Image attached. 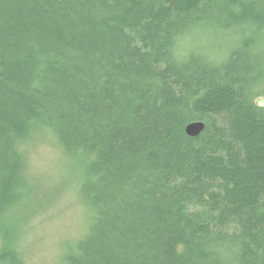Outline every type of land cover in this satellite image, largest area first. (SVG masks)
Wrapping results in <instances>:
<instances>
[{
    "label": "trees",
    "instance_id": "trees-1",
    "mask_svg": "<svg viewBox=\"0 0 264 264\" xmlns=\"http://www.w3.org/2000/svg\"><path fill=\"white\" fill-rule=\"evenodd\" d=\"M206 24L252 34L182 55ZM259 36L264 0H0V230L36 128L89 158L92 219L63 264H264Z\"/></svg>",
    "mask_w": 264,
    "mask_h": 264
},
{
    "label": "rangeland",
    "instance_id": "rangeland-1",
    "mask_svg": "<svg viewBox=\"0 0 264 264\" xmlns=\"http://www.w3.org/2000/svg\"><path fill=\"white\" fill-rule=\"evenodd\" d=\"M206 25L182 39V55L195 49L222 60L244 35L252 34L245 27ZM263 40L259 36L258 42ZM261 48L264 51V41ZM22 148L24 182L3 220L7 227L0 230V250L10 246L22 264H63L88 233L92 219L80 194L89 158L81 155L80 161V156L64 152L50 130L33 129Z\"/></svg>",
    "mask_w": 264,
    "mask_h": 264
},
{
    "label": "water",
    "instance_id": "water-1",
    "mask_svg": "<svg viewBox=\"0 0 264 264\" xmlns=\"http://www.w3.org/2000/svg\"><path fill=\"white\" fill-rule=\"evenodd\" d=\"M257 105L260 107H264V98H259L257 100ZM204 128H205V122H203L201 120L193 121V122H190L186 126V132L190 136H197L203 131Z\"/></svg>",
    "mask_w": 264,
    "mask_h": 264
}]
</instances>
